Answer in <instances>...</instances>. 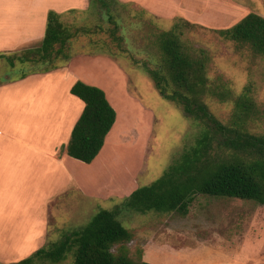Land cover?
<instances>
[{"label": "rangeland", "instance_id": "1", "mask_svg": "<svg viewBox=\"0 0 264 264\" xmlns=\"http://www.w3.org/2000/svg\"><path fill=\"white\" fill-rule=\"evenodd\" d=\"M10 1L0 0V4ZM135 1L92 0L84 9L60 14L71 38L63 53L45 63L20 64L16 60L11 67L5 59H0V88L9 85L2 83L18 79L22 73L64 66L73 56L83 71L93 73L110 86V92L124 91L140 104L131 99L122 110L111 98L120 126L112 132L98 165L91 170L80 166L75 169L92 193L106 195L105 199L90 197L76 185H69L71 181L64 174L52 170L50 162L55 161L49 156H38L31 148L14 149L9 160L16 167L29 162L30 172L26 166L25 177L21 171L14 177H1L10 182L9 192L4 191L3 197L9 204L0 207L3 226L0 243L5 245L0 247V252L13 258L5 264L18 262L82 229L100 209H120L118 219L133 236L127 243L133 258L143 245L150 244L157 252L155 263L264 264V205L196 194L185 216L175 212L138 213L125 206L126 197L112 194L129 185L128 173L137 171L134 181L137 188L159 179L206 129L203 120L188 117L180 104L162 97L146 71V68L159 71L168 82L161 67L158 38L161 32L171 28L177 17L197 24L182 30L180 39L184 49L190 54L203 49L208 54V85L202 102L209 112L222 124L230 125L236 99L245 86H250L255 112L247 121V129L251 134L264 136V57L254 54L246 45L222 39L215 32L233 26L249 13L264 17V0H140L139 4H136L139 0ZM40 42L29 48H36ZM24 50L9 54L20 55ZM0 93L3 97L11 96L8 90ZM50 99L56 106L67 103L58 95H51ZM3 106L0 102V108ZM15 116L16 136L31 141L28 131L35 129L38 119L26 113ZM122 126L125 127L120 133ZM114 139L118 144L108 154ZM23 178L25 182H21ZM2 188H6L5 183H0ZM46 203L57 211L48 215V232L43 239L41 213ZM11 233L14 237L6 238ZM3 236L6 239L1 240ZM34 264H73V256L67 253L59 263L36 261Z\"/></svg>", "mask_w": 264, "mask_h": 264}, {"label": "trees", "instance_id": "2", "mask_svg": "<svg viewBox=\"0 0 264 264\" xmlns=\"http://www.w3.org/2000/svg\"><path fill=\"white\" fill-rule=\"evenodd\" d=\"M194 27L197 24L177 17L169 30L159 34L161 67L171 85L159 71L149 68L146 71L162 97L180 104L188 117L203 120L206 129L159 179L136 188L125 198V206L138 213L175 212L185 216L196 194L264 205V136L251 134L247 129V121L255 112L250 86H245L236 99L230 125L222 124L209 112L202 102L208 85V54L203 49L188 53L180 39L183 29ZM215 32L222 39L246 45L254 54L264 57V17L249 13L233 26ZM70 38V30L61 15L49 10L40 45L25 49L20 55L0 54V59H5L11 67L16 60L20 64L45 63L63 53ZM27 75L22 73L18 79ZM70 93L84 103V108L72 128L66 153L90 163L102 149L116 112L104 91L96 86L76 81ZM119 210L100 209L82 229L11 264L59 263L67 253H72L73 264H150L142 259V251L136 258L130 255L127 243L133 236L118 219Z\"/></svg>", "mask_w": 264, "mask_h": 264}, {"label": "crops", "instance_id": "3", "mask_svg": "<svg viewBox=\"0 0 264 264\" xmlns=\"http://www.w3.org/2000/svg\"><path fill=\"white\" fill-rule=\"evenodd\" d=\"M120 1L128 2L135 0ZM140 2L142 1L139 0L136 4ZM89 4V0H11L6 4H0V54H9L17 50L27 49L31 44L42 41L46 28V16L49 10L63 14L70 12V10L77 11L78 8L84 9ZM141 6L146 7L150 11H155L146 4H141ZM80 67L75 57L72 56L64 66L59 68L45 73H30L22 79L2 83L9 85L0 88V91L8 90L11 96L3 97L0 93V102L4 105L3 108H0V183L6 184V188L0 189V207L6 208V205L9 204L3 197H5L4 191L9 192L10 188V182L1 180V177H14L18 171H21L23 173L22 176L25 177L26 166H28V174L30 172L29 162L26 165L24 162L21 167H16L14 166V162L9 160V156H12L14 149L19 148V146L28 149L31 148L38 156H49L55 161L50 162L52 170L55 172L59 171L62 175L64 174L71 181L69 185H76L85 195L99 199L106 198V195L101 196L97 193H92V188L88 186L85 180L79 178L75 169L77 166H80L84 169L91 170L94 166L98 165L99 158L108 144V140L112 137V132L115 133V130L120 126L119 114L116 113L115 122L105 137L103 147L92 162L87 164L69 157L66 153L65 146L70 139L72 128L84 108V103L70 93V88L76 81L96 86L104 91L108 102L113 108L115 107L112 99L121 106L122 110L126 109L127 101L135 99L132 96L126 95L124 91L118 94H116L117 92H110V86L93 76V73L83 71ZM117 73L119 76L122 75L121 72L117 71ZM51 95H58L59 98L62 97L65 99L67 103L65 105H53L52 99H50ZM135 101L139 104L137 99ZM23 113L38 119L37 123H35V129L30 132L28 131L32 138L31 141H25L23 137H17L15 134L16 131L13 127V122L16 121L15 115ZM123 127L125 126L120 128V133H122ZM116 144H118V141L114 139L111 143L112 147L110 150H107L108 154ZM126 172L128 173V171ZM136 173H128L127 175L130 177L129 185L127 184L125 189L118 190L119 192H112V194L127 197L137 188V184L134 182L136 180ZM21 182H25V178ZM54 194L56 196L58 195V193ZM44 206L41 213L43 215V222L40 229V232H43L40 237L43 239L48 232V215L51 211H57L55 208H53L55 209L54 211L51 210L47 203ZM8 226L11 229V224ZM0 227L3 226L0 225ZM22 227L24 228V225ZM10 237H14V235L12 233L6 234V238ZM6 238L3 236L1 240ZM152 245L155 246V244ZM3 246L5 245L0 243V247ZM156 253V250L152 249L150 244L143 245L142 259L144 261L150 264H164L153 261ZM172 256L176 258L175 254H172ZM12 259V257H8L0 252V263L5 264Z\"/></svg>", "mask_w": 264, "mask_h": 264}]
</instances>
